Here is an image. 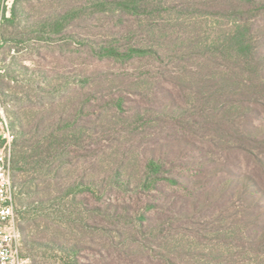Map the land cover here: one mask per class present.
Here are the masks:
<instances>
[{
    "label": "trees",
    "instance_id": "obj_1",
    "mask_svg": "<svg viewBox=\"0 0 264 264\" xmlns=\"http://www.w3.org/2000/svg\"><path fill=\"white\" fill-rule=\"evenodd\" d=\"M105 2L133 20L146 17L151 31L159 26L152 16L159 10L146 0ZM187 4L179 6L181 14L177 6L167 9L178 13V25L186 30L181 35L161 37L153 46L101 48L103 56L119 61L151 58L177 66L166 86L146 94V104L125 96L114 101L122 110L129 100L128 114L144 131L154 125L145 132L149 138L140 152L139 176L134 177L127 166L110 176L111 186L133 188L136 199L125 208L103 212L112 219H134L135 202L144 199L147 212L136 216L135 224L140 233L152 236L158 230L166 237L163 216L167 215L170 225L174 222L180 229L183 249L201 245L207 256L215 254L217 260L235 263L237 255L264 253V0ZM203 15L224 21L222 26L214 25L208 40L199 36L198 20ZM15 17V9L9 17L3 16L1 43L4 24ZM13 117L11 127L19 125L11 154L14 208L23 246L33 253L29 264H49L35 249L58 252L56 264H95L88 258L81 262L80 243L69 244L57 236L61 227L70 224L89 233L95 226L70 218L68 209L60 207L61 198L51 192L59 171L54 160L62 150L74 151L82 143L81 126L69 120L49 132L41 125L29 129L18 113ZM88 177H81L78 192L95 187L96 180ZM67 190L66 195L76 196L74 185ZM26 195L33 208L20 211L18 207H25L20 197ZM77 203L82 213H92L86 196Z\"/></svg>",
    "mask_w": 264,
    "mask_h": 264
},
{
    "label": "rangeland",
    "instance_id": "obj_2",
    "mask_svg": "<svg viewBox=\"0 0 264 264\" xmlns=\"http://www.w3.org/2000/svg\"><path fill=\"white\" fill-rule=\"evenodd\" d=\"M146 1L159 10L152 15L153 24H159L154 31L149 30L146 17L136 21L123 16L118 7L105 0H0L2 17H9L14 9L16 13L12 23L4 24L2 43L0 40V111L10 127L16 113L29 129L41 125L40 128L52 132L69 120H76L81 126L82 143L74 151L72 147L62 150L54 160L59 171L51 186L52 195L57 200L61 198L60 207L68 209L70 218L95 226L89 233L70 224L61 227L57 234L69 244L80 243L81 262L89 259L95 264H264V253L237 255L238 260L231 263L217 260L215 254L207 256L201 245L183 249L181 236L177 235L180 229L174 222L170 225L167 215L163 216L167 221L163 228L169 233L166 237L158 230L152 236L149 232L140 233L135 224L136 216L147 212L144 199L135 202L134 219L104 215L103 210L125 208L136 199L137 191L133 188L111 186L110 176L121 166L130 168L134 177L139 176L140 152L149 138L145 132H151L154 125L151 123L144 131L128 114L131 102L126 100L119 110L114 101L125 96L146 104V94L166 86L170 72L177 66L170 60L164 63L151 58L119 61L103 56L101 48L153 46L161 37L167 40L181 35L186 30L177 22V12L181 14L179 8H183L179 6L189 7L187 3L193 2ZM174 6L178 7L177 12L167 10ZM199 19V36L205 40L213 36L214 25L224 23L205 15ZM11 129L16 136L19 125ZM87 175L96 180V185L80 193L77 184L81 177L89 178ZM70 185H74L75 197L65 193ZM82 196L87 197L92 213H82L77 203ZM20 198L26 207H18L20 211L33 208L28 195ZM35 250L45 255L49 264H56L58 252ZM21 254L29 264L33 253L23 242ZM220 256L219 259H225Z\"/></svg>",
    "mask_w": 264,
    "mask_h": 264
},
{
    "label": "built area",
    "instance_id": "obj_3",
    "mask_svg": "<svg viewBox=\"0 0 264 264\" xmlns=\"http://www.w3.org/2000/svg\"><path fill=\"white\" fill-rule=\"evenodd\" d=\"M3 17L0 12V30ZM15 135L0 111V264H27L21 254V233L14 208L11 154Z\"/></svg>",
    "mask_w": 264,
    "mask_h": 264
}]
</instances>
